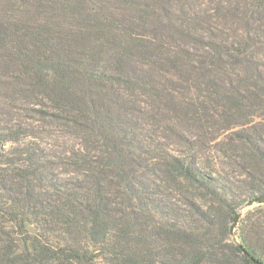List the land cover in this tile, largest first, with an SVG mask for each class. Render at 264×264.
Listing matches in <instances>:
<instances>
[{
	"label": "trees",
	"instance_id": "16d2710c",
	"mask_svg": "<svg viewBox=\"0 0 264 264\" xmlns=\"http://www.w3.org/2000/svg\"><path fill=\"white\" fill-rule=\"evenodd\" d=\"M264 0H0V264H264Z\"/></svg>",
	"mask_w": 264,
	"mask_h": 264
},
{
	"label": "water",
	"instance_id": "95a60500",
	"mask_svg": "<svg viewBox=\"0 0 264 264\" xmlns=\"http://www.w3.org/2000/svg\"><path fill=\"white\" fill-rule=\"evenodd\" d=\"M261 200L264 201V197H262V198H260V199H256V200H254L253 202H249V203L243 205V206L239 209V212L236 214V216H235V218H234V220H233V223H232V225H231V227H230V234H231L233 240L236 242V244H237L240 248H241V245L236 241V238H235V227H236V225H237L238 214H239V213H242V212H244L246 209L250 208V206H251L252 203H253V204H258ZM243 254H244L245 256H247V258H248L249 260H251L252 262H254L255 264H261V263H259L258 261H256L255 259H253V257H252L249 253H247L246 251H243Z\"/></svg>",
	"mask_w": 264,
	"mask_h": 264
},
{
	"label": "rangeland",
	"instance_id": "374dc122",
	"mask_svg": "<svg viewBox=\"0 0 264 264\" xmlns=\"http://www.w3.org/2000/svg\"><path fill=\"white\" fill-rule=\"evenodd\" d=\"M236 228V227H235Z\"/></svg>",
	"mask_w": 264,
	"mask_h": 264
}]
</instances>
